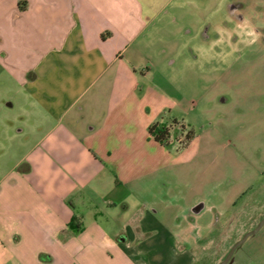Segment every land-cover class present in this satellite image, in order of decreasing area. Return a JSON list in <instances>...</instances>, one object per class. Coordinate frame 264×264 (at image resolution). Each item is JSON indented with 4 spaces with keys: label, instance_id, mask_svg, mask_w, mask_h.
<instances>
[{
    "label": "crops",
    "instance_id": "0c3cea01",
    "mask_svg": "<svg viewBox=\"0 0 264 264\" xmlns=\"http://www.w3.org/2000/svg\"><path fill=\"white\" fill-rule=\"evenodd\" d=\"M146 12L141 0H0V68L17 69L35 138L0 166V264H193L215 231L228 242L236 207L264 185L263 168L244 186L229 166L210 173L221 131L204 114L183 118L182 148L150 134L195 102L149 83Z\"/></svg>",
    "mask_w": 264,
    "mask_h": 264
},
{
    "label": "rangeland",
    "instance_id": "374dc122",
    "mask_svg": "<svg viewBox=\"0 0 264 264\" xmlns=\"http://www.w3.org/2000/svg\"><path fill=\"white\" fill-rule=\"evenodd\" d=\"M141 1L150 20L140 39L149 83L182 105L195 102L189 115H177V123L171 120V137L164 145L173 139L175 147H184L193 132L189 123L182 124L183 118L189 121L194 114H204L202 124L220 127L221 131L222 147H213L208 157L210 173L217 163L229 166L228 177L234 176L244 186L256 176L257 168L264 169V0H242L246 3L240 11L242 20L236 18L239 11L233 14L232 0ZM18 78L13 66L0 68L1 168L5 162H16L35 139L27 135L33 130L26 124L28 119L24 122L20 117L19 93L23 88ZM221 97L226 98L225 103ZM22 127L27 132L17 133ZM234 147L236 158L230 159ZM261 181L264 177L257 187ZM229 184L225 181L226 195ZM235 210L228 242L222 244L221 233L215 231L213 242L197 246L193 264H218L237 240L257 227L264 217V185ZM234 258L233 264H264V226L236 249Z\"/></svg>",
    "mask_w": 264,
    "mask_h": 264
},
{
    "label": "water",
    "instance_id": "95a60500",
    "mask_svg": "<svg viewBox=\"0 0 264 264\" xmlns=\"http://www.w3.org/2000/svg\"><path fill=\"white\" fill-rule=\"evenodd\" d=\"M201 209V204L197 205L194 208V211L197 212ZM264 226V217L259 221L258 225L256 228H253L249 231H247L243 237L238 241L235 242V244L232 245V247L230 248L226 258L222 261H220L218 264H230L232 262V260H234V252L237 248L241 247L243 244H245V242L247 241V239L251 236V235H256L260 229Z\"/></svg>",
    "mask_w": 264,
    "mask_h": 264
},
{
    "label": "trees",
    "instance_id": "16d2710c",
    "mask_svg": "<svg viewBox=\"0 0 264 264\" xmlns=\"http://www.w3.org/2000/svg\"><path fill=\"white\" fill-rule=\"evenodd\" d=\"M174 122L177 123L175 120ZM171 127L167 124H161L159 122H155L149 127V132L155 139H157L162 144L168 143L171 137Z\"/></svg>",
    "mask_w": 264,
    "mask_h": 264
},
{
    "label": "flooded vegetation",
    "instance_id": "af4514ba",
    "mask_svg": "<svg viewBox=\"0 0 264 264\" xmlns=\"http://www.w3.org/2000/svg\"><path fill=\"white\" fill-rule=\"evenodd\" d=\"M232 1L233 2L231 4V10H232L233 14H235L236 12L239 11V14L236 15V18L238 20H242L243 19V14L240 11L244 7V5H246L245 1H242V0H236V1L232 0ZM257 30L259 31V28ZM234 255H235V252H234Z\"/></svg>",
    "mask_w": 264,
    "mask_h": 264
},
{
    "label": "built area",
    "instance_id": "2783aa9c",
    "mask_svg": "<svg viewBox=\"0 0 264 264\" xmlns=\"http://www.w3.org/2000/svg\"><path fill=\"white\" fill-rule=\"evenodd\" d=\"M171 127V126H170ZM170 132H171V130H170Z\"/></svg>",
    "mask_w": 264,
    "mask_h": 264
}]
</instances>
